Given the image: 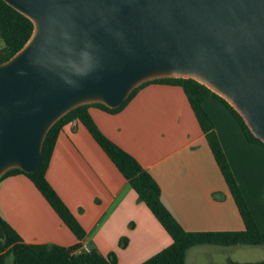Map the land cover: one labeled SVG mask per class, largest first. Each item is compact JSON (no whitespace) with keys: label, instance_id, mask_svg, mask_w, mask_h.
Segmentation results:
<instances>
[{"label":"water","instance_id":"obj_1","mask_svg":"<svg viewBox=\"0 0 264 264\" xmlns=\"http://www.w3.org/2000/svg\"><path fill=\"white\" fill-rule=\"evenodd\" d=\"M3 1L33 31L0 63V177L36 171L47 131L73 108H117L158 78L205 85L264 143V0Z\"/></svg>","mask_w":264,"mask_h":264},{"label":"crops","instance_id":"obj_2","mask_svg":"<svg viewBox=\"0 0 264 264\" xmlns=\"http://www.w3.org/2000/svg\"><path fill=\"white\" fill-rule=\"evenodd\" d=\"M4 46L0 38V49ZM203 108L242 195L264 233V146L250 142L228 108ZM100 131L133 156L160 187L161 201L192 232L245 228L194 111L178 85L149 83L116 113L88 109ZM46 179L83 229L77 238L24 174L0 181V217L29 244L78 247L90 240L116 264H140L172 242L144 202L79 120L59 132ZM122 238L124 245H121ZM208 244L191 247L190 252ZM217 245H209V247Z\"/></svg>","mask_w":264,"mask_h":264},{"label":"trees","instance_id":"obj_3","mask_svg":"<svg viewBox=\"0 0 264 264\" xmlns=\"http://www.w3.org/2000/svg\"><path fill=\"white\" fill-rule=\"evenodd\" d=\"M32 31L33 24L27 17L16 11L3 0H0V38L4 44L0 49V63L5 62L21 49L29 39ZM149 83L178 85L183 89L198 123L205 133L206 140L220 172L234 198L245 226L243 230L222 232H192L184 230L162 203L160 187L151 174L142 168L133 156L108 139L90 116L88 109L92 106L109 113L120 111L141 87ZM209 96L219 100L228 108L237 120L248 141L264 146L263 142L251 134L239 114L223 98L212 92L205 85L192 78H158L137 86L117 108H109L98 102L73 108L59 118L47 131L42 143L41 162L38 169L32 173H27L20 168H12L1 175L0 181L15 174L26 175L74 235L77 238H81L83 236L82 227L46 179V170L59 132L68 122L79 120L128 181L129 186L136 192L139 200L145 203L172 239L169 246L163 248L140 264H184L187 251L191 247L203 244L217 246L264 245V233L260 231L254 220L234 178L218 137L214 132L213 122L203 108V102ZM0 221L4 230V239H0V264H6L10 256L12 257V264L117 263L114 252H110L107 256H103L95 250H91L89 253L76 254L74 250L77 247L65 248L54 244L25 243L19 234L1 217ZM124 240L125 238L121 240L122 246L124 245ZM227 264H264V259L249 263L229 261Z\"/></svg>","mask_w":264,"mask_h":264},{"label":"rangeland","instance_id":"obj_4","mask_svg":"<svg viewBox=\"0 0 264 264\" xmlns=\"http://www.w3.org/2000/svg\"><path fill=\"white\" fill-rule=\"evenodd\" d=\"M116 255V254H115ZM264 245H236L207 247L202 246L197 251L189 253L187 258L191 264H227L229 261L237 263H249L263 260ZM6 264H12V257L7 259Z\"/></svg>","mask_w":264,"mask_h":264},{"label":"built area","instance_id":"obj_5","mask_svg":"<svg viewBox=\"0 0 264 264\" xmlns=\"http://www.w3.org/2000/svg\"><path fill=\"white\" fill-rule=\"evenodd\" d=\"M92 250L90 240L85 239L75 250L74 253H89Z\"/></svg>","mask_w":264,"mask_h":264}]
</instances>
